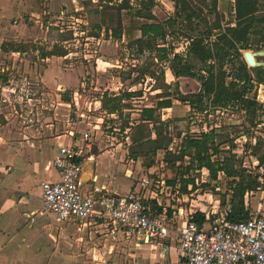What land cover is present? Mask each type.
<instances>
[{
	"label": "rangeland",
	"instance_id": "374dc122",
	"mask_svg": "<svg viewBox=\"0 0 264 264\" xmlns=\"http://www.w3.org/2000/svg\"><path fill=\"white\" fill-rule=\"evenodd\" d=\"M125 1L128 6L118 9ZM152 1L154 22L162 23L174 15L173 1ZM195 1L205 10L212 2ZM233 6L234 0H217L222 26L234 22ZM140 8L145 10L147 5H139L138 0L7 1L3 13L0 9V150L9 153L14 149L21 159L30 151L44 156L46 143L56 138L67 142L72 137V141L80 142L86 137L85 142L96 147L94 156L99 152L103 156L94 163L85 161V171L95 170L100 175L99 183L110 179L121 184L119 191L123 192L130 181L126 169H132L137 176L148 173L160 160L178 158L186 138H204L206 134L203 156L224 166L230 161L229 165L244 179L261 175L264 169L258 166L257 157L264 154V83L257 84L252 78L246 96L257 104L247 110L236 103L215 106L209 97L197 96V78H176L168 61L159 59V51L139 52L123 37L113 36L119 24L122 29L129 26L132 13ZM200 29L204 31L202 26ZM214 38L213 35L211 39ZM156 42L167 49L173 47L183 56L188 44L183 36L171 34ZM55 48L66 54H47ZM243 50L261 51L264 43L252 37L250 47L241 49V59L246 63ZM224 69L228 72L230 65L225 64ZM127 91L138 92L128 96ZM156 93L173 103L171 108H156L158 125L140 116L144 107L156 106ZM113 105L118 111L110 113ZM158 130L161 137H170L171 154L165 149L153 150L154 143L145 142L155 138ZM184 151V157L177 162L184 173L182 177L193 181L198 178L200 182L195 148L185 147ZM29 162L36 166V162L43 165L44 160L34 157ZM11 166L9 160L0 162L1 173H11ZM231 181L220 170L209 183L192 188L188 198L184 193L182 204L188 205L193 199L192 203L211 219L219 217L229 201V187L234 186ZM262 181L256 191L244 197L252 211L260 203L261 210L264 208ZM19 183L23 185L25 180ZM17 206L21 212L38 209L40 203L34 199L30 205ZM41 216L54 219L49 213L35 215Z\"/></svg>",
	"mask_w": 264,
	"mask_h": 264
},
{
	"label": "built area",
	"instance_id": "2783aa9c",
	"mask_svg": "<svg viewBox=\"0 0 264 264\" xmlns=\"http://www.w3.org/2000/svg\"><path fill=\"white\" fill-rule=\"evenodd\" d=\"M91 146L90 142L81 146L72 140L57 141L53 166L59 180L40 183L41 204L38 209L25 213L29 222H33L36 213L45 212L61 220L92 219L104 229V237L113 242L120 239L136 245L154 243L161 256L169 251L172 241L177 264H264V208L261 210V203L258 212L244 221L225 218L230 211L228 204L224 214L211 219L192 203L193 199L188 205L181 201L184 193L190 196L192 188L210 182L209 169L201 167L198 170L200 182L198 178L189 182L187 191L181 194L179 179L174 184L166 183L164 168L167 163L164 160L140 176L132 169L125 170L126 177L133 179L138 190L108 193L104 185L97 183L94 174L87 181L82 179L84 161L92 160L88 153ZM167 150L171 152V148ZM197 212L205 215L200 225L194 220ZM109 251L94 249L91 258L99 261Z\"/></svg>",
	"mask_w": 264,
	"mask_h": 264
},
{
	"label": "trees",
	"instance_id": "16d2710c",
	"mask_svg": "<svg viewBox=\"0 0 264 264\" xmlns=\"http://www.w3.org/2000/svg\"><path fill=\"white\" fill-rule=\"evenodd\" d=\"M171 1L174 3V15L160 23L153 21L155 18L151 10L153 1L138 0L139 5H147V8L145 10L136 9L132 13L129 26L122 29L119 24V27L114 29L113 36L123 37L131 47H136L139 52L144 50L159 51V59L168 61V67L174 77L188 76L200 81V94L197 96L209 97L212 105L223 107L230 103H236L241 109L246 110L254 107L257 104L256 101L247 97L246 92L252 84V78H255L257 84L264 83V68H248L241 59L240 51L250 47L252 37L257 42L264 43V0H234V22L225 26L221 25V16L216 9L217 0H212L208 10H205L195 0ZM123 6H128L126 1L119 4L118 9ZM200 26L204 28V31L200 29ZM170 34L172 36L181 35L188 40L184 56L174 52L173 47L167 49L165 46H158L157 39L162 40ZM213 35L215 38L211 39ZM47 54L62 56L66 54V51L55 48ZM227 63L230 65L228 72L224 69V65ZM137 92L127 91L126 95L129 96ZM161 94L156 93L159 99L156 106L144 107L141 110L142 120L158 125L159 116H154L156 108L172 107L171 99L164 98ZM103 104L107 105L106 102ZM109 108L110 113L118 111L115 105ZM160 135L161 132L158 130L155 138H148L145 142L148 140L153 142V150H167L170 137H161ZM203 137L186 138L185 147L195 148L198 167L206 166L212 179L216 178L220 170L232 179L231 184L234 182V186L229 187L231 193L227 203L230 211L225 215V218L230 221L246 220L250 214L246 208L245 194L256 191L260 187L259 182L264 179V172L261 175H254L252 179H244L239 171L229 165L230 161L227 166L220 165L217 161H210L208 156L202 155L207 150L206 137L208 136L203 134ZM185 147L179 152V159L177 157L165 159L167 164L164 168L166 183L174 184L179 179L181 192H186L187 184L193 181L191 178L184 179L182 177L184 173H181L179 169L181 165L177 164L185 155ZM166 152L171 154L169 151ZM132 155L137 156L135 152H132ZM257 161L258 166L264 169V154L259 155ZM236 177H238L237 180ZM194 220L200 225L205 220V215L197 212Z\"/></svg>",
	"mask_w": 264,
	"mask_h": 264
},
{
	"label": "crops",
	"instance_id": "0c3cea01",
	"mask_svg": "<svg viewBox=\"0 0 264 264\" xmlns=\"http://www.w3.org/2000/svg\"><path fill=\"white\" fill-rule=\"evenodd\" d=\"M7 1L10 0H0L2 13ZM71 140L72 137L67 142ZM76 143L83 146L86 142L83 138ZM46 146L47 154L44 156L37 151H30L34 152L31 155L27 150L25 152L28 153H23V160L19 152L13 151L14 149H11L9 153L0 150V162L9 160L12 164L11 173L3 174L0 171V264H177L178 257L172 248V241L169 243V251L165 256H161L154 243L143 242L136 245L120 239L113 242L104 237V229L96 225L92 219L61 220L55 214L45 212L52 215L54 219L51 221L47 216L36 218L35 214L33 222H29L25 213L34 211L36 208L32 207L20 212L17 205H30L31 200L34 199L41 204L40 183L59 180L58 171L53 166L57 138L52 143H46ZM95 149L96 147L92 144L88 152L94 161L103 156L100 152L94 156ZM84 150L87 149L84 148ZM34 157L44 160L43 165L36 162V166H32L29 160H33ZM94 175L97 176V183L104 185L108 193L124 194L138 190L132 178L127 177L130 181L128 187L122 192L119 191L121 184L110 179L99 183L100 175L95 171ZM107 176L109 177V174ZM20 179L25 180L23 185L19 183ZM258 208L252 211L248 205L250 216L257 213ZM94 249L111 250L97 261L91 258V252ZM154 250L156 253H153Z\"/></svg>",
	"mask_w": 264,
	"mask_h": 264
},
{
	"label": "water",
	"instance_id": "95a60500",
	"mask_svg": "<svg viewBox=\"0 0 264 264\" xmlns=\"http://www.w3.org/2000/svg\"><path fill=\"white\" fill-rule=\"evenodd\" d=\"M252 53H256L257 57H258V61L254 62L253 61V57H252ZM242 55L244 57V59L246 60V63L250 66V67H264V50L261 51H250V50H243L242 51ZM88 161L89 163H94V160H85ZM85 161L83 164V171H82V179L83 181H87L89 180L92 175L94 174V171H85ZM214 212H217V210H213Z\"/></svg>",
	"mask_w": 264,
	"mask_h": 264
},
{
	"label": "bare ground",
	"instance_id": "6f19581e",
	"mask_svg": "<svg viewBox=\"0 0 264 264\" xmlns=\"http://www.w3.org/2000/svg\"><path fill=\"white\" fill-rule=\"evenodd\" d=\"M252 57H253L254 62L258 61V57H257L256 53H252Z\"/></svg>",
	"mask_w": 264,
	"mask_h": 264
}]
</instances>
